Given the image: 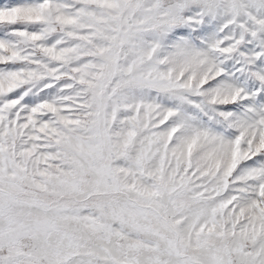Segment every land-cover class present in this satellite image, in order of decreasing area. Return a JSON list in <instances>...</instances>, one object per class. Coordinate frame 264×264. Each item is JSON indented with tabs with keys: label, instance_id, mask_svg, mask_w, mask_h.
<instances>
[{
	"label": "snow or ice",
	"instance_id": "snow-or-ice-1",
	"mask_svg": "<svg viewBox=\"0 0 264 264\" xmlns=\"http://www.w3.org/2000/svg\"><path fill=\"white\" fill-rule=\"evenodd\" d=\"M0 264H264V0H0Z\"/></svg>",
	"mask_w": 264,
	"mask_h": 264
}]
</instances>
